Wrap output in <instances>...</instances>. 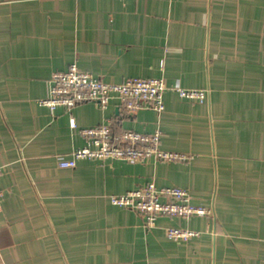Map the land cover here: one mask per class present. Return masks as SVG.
Returning <instances> with one entry per match:
<instances>
[{
	"label": "crops",
	"instance_id": "crops-1",
	"mask_svg": "<svg viewBox=\"0 0 264 264\" xmlns=\"http://www.w3.org/2000/svg\"><path fill=\"white\" fill-rule=\"evenodd\" d=\"M72 63L108 82L162 77L165 110L52 111L40 99ZM178 85L207 88L206 101ZM105 122L161 129L160 147L190 158L59 165ZM151 181L213 213L148 228L111 202ZM0 192V264H264V0H0Z\"/></svg>",
	"mask_w": 264,
	"mask_h": 264
},
{
	"label": "built area",
	"instance_id": "built-area-1",
	"mask_svg": "<svg viewBox=\"0 0 264 264\" xmlns=\"http://www.w3.org/2000/svg\"><path fill=\"white\" fill-rule=\"evenodd\" d=\"M166 89L167 84L162 77L130 76L122 82H108L72 63L66 70L53 72L48 93L40 99V103L54 111L59 106L72 108L86 101H97L106 108L112 99H117L128 110L136 111L151 106L162 114L165 110ZM175 89L183 98L202 103L207 99V88L178 85ZM72 124L75 125L74 120ZM82 133L85 145L74 150L70 157L61 156V167H74L81 158H117L130 162H142L151 157L180 161L190 158L185 153L161 148V129L153 133L127 129L116 134L105 122L85 127ZM110 199L113 204L140 214L148 228L156 227L160 217L190 218L213 213V208L193 203L188 189L178 185L159 187L154 181L120 194H112ZM165 232L169 238L182 241L201 235L199 230L181 226H166Z\"/></svg>",
	"mask_w": 264,
	"mask_h": 264
}]
</instances>
